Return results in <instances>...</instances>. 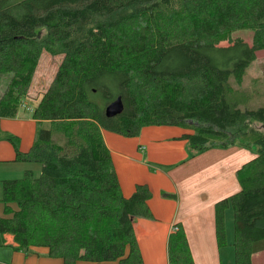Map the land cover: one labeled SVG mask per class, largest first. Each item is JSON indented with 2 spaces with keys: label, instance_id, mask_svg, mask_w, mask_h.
<instances>
[{
  "label": "trees",
  "instance_id": "trees-1",
  "mask_svg": "<svg viewBox=\"0 0 264 264\" xmlns=\"http://www.w3.org/2000/svg\"><path fill=\"white\" fill-rule=\"evenodd\" d=\"M243 30L250 44L234 35ZM263 48L264 0H0V118L18 111L41 52L62 55L30 109L29 150L7 138L14 160L39 173L1 182L0 234L63 264H144L133 224L152 217L151 192L137 184L122 195L101 130L131 137L177 126L191 130L181 136L189 156L231 145L255 153L236 171L239 190L214 205L218 245L230 207L234 264H251L252 244L264 239V132L252 126H264V104L250 107L231 82ZM117 96L121 113L106 117ZM167 258L193 264L182 229L169 234Z\"/></svg>",
  "mask_w": 264,
  "mask_h": 264
},
{
  "label": "crops",
  "instance_id": "crops-1",
  "mask_svg": "<svg viewBox=\"0 0 264 264\" xmlns=\"http://www.w3.org/2000/svg\"><path fill=\"white\" fill-rule=\"evenodd\" d=\"M24 107L26 114L17 111L13 117L0 118V187L3 180L19 178L27 169L35 175L39 173L38 164L14 160V147L7 139L17 138L20 152L29 150L36 121L31 118V106ZM190 132L168 125L144 126L131 137L101 130L122 195L130 196L137 184L146 185L151 192L147 205L152 217L136 218L133 224L144 264H168L167 240L172 226L182 229L193 264H234L233 229L229 233L225 224L226 241L219 246L214 205L239 190L236 171L255 153L231 145L189 156L186 140L181 136ZM8 206L15 209L14 203ZM3 210L2 202L0 215ZM0 235V264H5L4 260H10L7 264H36L35 258L43 260L47 256L44 247H33L26 253L16 250L12 235ZM250 258L251 264H264V239L252 244Z\"/></svg>",
  "mask_w": 264,
  "mask_h": 264
},
{
  "label": "rangeland",
  "instance_id": "rangeland-1",
  "mask_svg": "<svg viewBox=\"0 0 264 264\" xmlns=\"http://www.w3.org/2000/svg\"><path fill=\"white\" fill-rule=\"evenodd\" d=\"M11 1H17V0H11ZM234 35L235 36L242 35L246 38L249 44L251 43L250 42L251 36L249 31L246 30L237 31ZM61 59H62V55H51L44 51L41 52L36 67L34 69L28 90L20 103L18 109V112L20 114L23 112L26 114L27 111L24 106L32 107L38 101L42 93L47 89V87L49 86L51 80L55 75V72L57 70V67ZM231 83L234 88L243 91L244 93L251 96L250 104H249L250 107L255 108L264 104V48L257 50L256 59L252 61L249 64V66L246 68L241 83L238 86L233 82ZM1 84L2 85H0V93L2 91V88L4 87V83ZM252 126L255 129L264 132V126H262L261 124L252 123ZM22 174L23 172L20 173L19 177H21ZM0 195H1V187H0ZM1 203L2 202L0 201V205ZM224 223L226 224V228L228 229V232L232 234V210L230 207L225 211ZM1 243H2V238L0 235V246L2 245ZM4 259L7 258L4 257ZM34 260L36 264H43V263L59 264L58 262H60L59 258H54L49 256H45L43 260L41 258L40 259L35 258ZM4 261L5 262L3 263L5 264L10 263V260H4Z\"/></svg>",
  "mask_w": 264,
  "mask_h": 264
},
{
  "label": "water",
  "instance_id": "water-1",
  "mask_svg": "<svg viewBox=\"0 0 264 264\" xmlns=\"http://www.w3.org/2000/svg\"><path fill=\"white\" fill-rule=\"evenodd\" d=\"M123 104L120 96L115 97L104 107V115L106 117H114L121 113Z\"/></svg>",
  "mask_w": 264,
  "mask_h": 264
},
{
  "label": "built area",
  "instance_id": "built-area-1",
  "mask_svg": "<svg viewBox=\"0 0 264 264\" xmlns=\"http://www.w3.org/2000/svg\"><path fill=\"white\" fill-rule=\"evenodd\" d=\"M172 231L171 232H175L178 228L176 226H172Z\"/></svg>",
  "mask_w": 264,
  "mask_h": 264
}]
</instances>
